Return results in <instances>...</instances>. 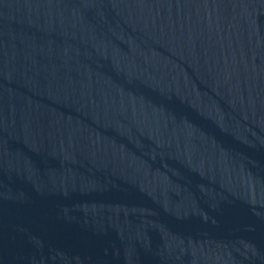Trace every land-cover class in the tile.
Listing matches in <instances>:
<instances>
[{
	"label": "water",
	"instance_id": "water-1",
	"mask_svg": "<svg viewBox=\"0 0 264 264\" xmlns=\"http://www.w3.org/2000/svg\"><path fill=\"white\" fill-rule=\"evenodd\" d=\"M0 264H264V0H0Z\"/></svg>",
	"mask_w": 264,
	"mask_h": 264
}]
</instances>
